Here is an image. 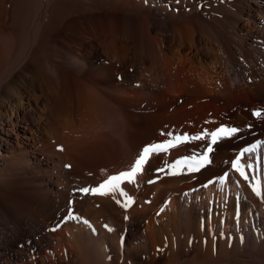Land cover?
<instances>
[{
  "label": "bare ground",
  "instance_id": "1",
  "mask_svg": "<svg viewBox=\"0 0 264 264\" xmlns=\"http://www.w3.org/2000/svg\"><path fill=\"white\" fill-rule=\"evenodd\" d=\"M257 182L264 0H0V264H264Z\"/></svg>",
  "mask_w": 264,
  "mask_h": 264
},
{
  "label": "snow or ice",
  "instance_id": "2",
  "mask_svg": "<svg viewBox=\"0 0 264 264\" xmlns=\"http://www.w3.org/2000/svg\"><path fill=\"white\" fill-rule=\"evenodd\" d=\"M255 115H257L258 117L261 116L260 112H256ZM238 132V129L236 128H220L219 130H217L216 132L211 133V142L212 144H215L217 142L218 137L221 136V134L224 135H232ZM202 136H196L193 137V139H202ZM177 140L182 139L181 137H177ZM183 139H186V137H184ZM166 147H172L171 142H169L167 145L164 144H154V145H149V146H145L142 149L141 154L139 155V157L136 159L135 163L133 164V166L131 167V169L129 171H124L121 172L117 175H113L110 176L106 181H104L102 184H100L97 188L95 189H91V192L93 194H100V195H107L110 192H115L117 189H119L120 184L123 181H128L130 183H135V178L136 176L142 172L143 169V165L147 162V159L149 158V155L152 152L155 151H160L165 149ZM257 148V145H253L250 148H245L243 150V152H241L239 155L241 157L244 156L245 153H253L255 152ZM207 152H211L212 148L209 147L206 149ZM251 159V157H249ZM195 160V168L194 170H198L200 166L205 165V164H209L211 163V160L209 159L208 155H203L201 156L198 160H196V158H193ZM233 167L236 169L237 172L240 173V175L242 177H244L245 180H247L249 177L247 175V173L244 170V165L241 164L240 159L235 160ZM248 168H252L253 165L252 164H248L247 165ZM122 195H127V193H124L122 189H119ZM83 191H85L86 193L88 191H90L89 189H84ZM253 191L256 193L257 196H262L264 195V192L261 191L260 188V183L257 182V185L255 187H253ZM119 202V201H118ZM131 203H133L132 198L129 197L127 204L123 205L124 207L129 206ZM87 223V222H85ZM112 229H109V231H111Z\"/></svg>",
  "mask_w": 264,
  "mask_h": 264
},
{
  "label": "rangeland",
  "instance_id": "3",
  "mask_svg": "<svg viewBox=\"0 0 264 264\" xmlns=\"http://www.w3.org/2000/svg\"><path fill=\"white\" fill-rule=\"evenodd\" d=\"M18 262H21L20 260ZM2 264H4V262H2Z\"/></svg>",
  "mask_w": 264,
  "mask_h": 264
}]
</instances>
